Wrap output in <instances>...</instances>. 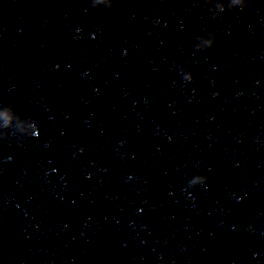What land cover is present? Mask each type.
I'll return each instance as SVG.
<instances>
[{
	"label": "water",
	"instance_id": "obj_1",
	"mask_svg": "<svg viewBox=\"0 0 264 264\" xmlns=\"http://www.w3.org/2000/svg\"><path fill=\"white\" fill-rule=\"evenodd\" d=\"M208 2L0 0V264H264V0Z\"/></svg>",
	"mask_w": 264,
	"mask_h": 264
},
{
	"label": "clouds",
	"instance_id": "obj_2",
	"mask_svg": "<svg viewBox=\"0 0 264 264\" xmlns=\"http://www.w3.org/2000/svg\"><path fill=\"white\" fill-rule=\"evenodd\" d=\"M248 4V0H209V2L204 6L203 11L206 12L209 16V19L219 21L223 20L224 13L227 11H232L233 9L237 11H242ZM113 0H90L89 7L90 8H98L100 6H103L106 9H111L113 7ZM223 14V15H219ZM135 15V13H133ZM148 18L145 17V20ZM150 24L152 27H160L162 24L166 25L167 20L163 19L160 16H154ZM76 32L79 33L80 29L77 28ZM144 34L148 37H152L154 33L152 32L151 28L145 29ZM90 38H94L92 34H89ZM216 41V34L211 31L202 30L200 34H197L192 39L191 47L195 51L204 52L209 48H212ZM191 63V61H188L183 66L179 65H173L172 70H174L179 76L183 83L187 84L190 83L193 79L192 72L188 68V64ZM88 70L85 69L81 73V77L87 76ZM14 120H19V117L8 107L0 108V121L3 122L4 126H7ZM23 126L29 129H33V132L31 135L33 137L38 136V132L35 131L37 128V125L35 121H26L23 122ZM7 159H11V157H8ZM52 171H55L53 169ZM207 177L203 175H194L190 177L187 181V186L189 188H195L196 186L205 185Z\"/></svg>",
	"mask_w": 264,
	"mask_h": 264
}]
</instances>
